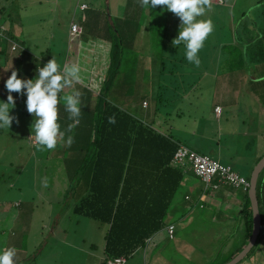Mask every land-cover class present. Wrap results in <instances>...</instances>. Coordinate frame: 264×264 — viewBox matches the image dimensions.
Here are the masks:
<instances>
[{
	"label": "trees",
	"instance_id": "16d2710c",
	"mask_svg": "<svg viewBox=\"0 0 264 264\" xmlns=\"http://www.w3.org/2000/svg\"><path fill=\"white\" fill-rule=\"evenodd\" d=\"M139 1L141 3V0ZM259 4H263L257 11L259 19L254 20L248 17L247 15L251 11L247 9L239 10L242 19L238 23H234L236 27L233 29V38L227 42L218 41L216 45L212 46L209 53L210 57L219 50V57L223 56L222 62L224 64L228 62V66L235 65L237 67H233L232 70L233 73H237L235 76L236 86H239L237 83L238 73L249 68L248 63L255 61L264 68V0H261ZM81 8L79 7V10ZM146 8L147 6L137 5L127 15L128 18L116 20L110 12L109 5L104 11L99 9L98 3H95L93 6L91 5L89 10H81L84 15L80 23L75 20L71 21L68 54L66 56V51L64 52L60 47L56 50V57L58 58H53L58 60L59 68L65 73L67 67L62 64L67 59L71 60L72 66L74 62L78 66L77 58L90 53L92 49H104L103 43L106 42L109 43L110 48L107 71L97 77L101 81L99 82L101 83L100 88L95 89L92 86L93 77H88L84 81L81 80L73 88L72 85H65L64 89L58 93L60 102L57 108L60 131L57 133V147L55 149L48 150L38 144L36 146L30 144L31 152L32 147L34 149L42 148L40 153L45 156V173L52 183H54L57 172L62 174L61 178L68 187L62 197L64 198L63 205L73 200L71 212L79 220H93L107 227L105 235L107 260L103 264L121 257H125L129 263L130 258L137 251L141 249L147 251L153 239L159 234L164 231L169 233L168 229L172 226L176 233L174 223L178 221L172 220L170 215L174 213L177 205L185 201V198L184 200L177 199L180 190L182 188L187 189L186 181L191 182L188 189L192 185L193 188H196L193 198H196L197 203L193 207L199 206L198 210L204 208L202 204L205 203L211 191L215 190L196 174L194 163L189 158L183 162L177 160L182 149L209 157L200 153L201 140L198 141L196 135L186 134L185 130L178 128L179 121L186 117L185 109L181 107V104L187 101L184 96L191 94L199 84L196 82L194 85H188L189 91L187 93V89L181 86L171 89L172 83L168 84L167 81L179 75L177 73L180 70L178 69L179 66L183 67L182 65L185 66L187 62V58L181 54L185 45L183 43L179 46L174 45L171 41L172 36L169 35L170 29L166 25L169 22L165 19L160 24L154 16L152 22L149 20L151 28L148 26L146 28L147 24L144 25L146 23L144 19ZM231 9L236 12L237 7L233 6ZM138 24L140 25L139 28L137 27ZM74 26H78L80 29L82 27L81 32L75 33L73 31ZM127 30L130 32L128 38L125 37ZM143 31H150V36L156 38L160 35V42L154 48L156 53H139V57L146 60V67L150 63L151 69L155 71L158 69V74L154 73L153 76L146 77L144 75L145 69H142L137 74L140 76L137 77L139 81L136 86V81L130 83L131 81L126 76L133 78L136 76L133 63L139 58L134 51L133 57L129 55L130 52L126 45H131L133 40L130 39H134L136 36L140 37L144 33ZM162 33H164L163 41ZM19 38L16 29L7 28L6 24L2 22L0 41L17 43L15 50L24 53L23 60L20 59V63H18L21 69L17 73V78L25 80L24 77V79L20 77V73H23L22 70L24 69L28 80H33L38 77L39 69L45 67L50 59H46V61L41 59L45 53L39 50L31 55L27 50L26 42L21 44L18 42ZM129 40L132 43H128ZM49 45L48 43V48ZM49 49L52 51V47ZM0 51L1 54L5 53V49ZM28 55L30 57L27 58ZM61 55L65 56L64 60L59 58ZM8 59L7 56V62ZM153 59H158V62L155 63ZM10 76H7L6 81ZM158 78H161V82L157 81L156 83L155 79ZM261 78L264 79V77ZM153 84L159 91L156 101L146 97L142 98L139 107L144 112L143 116L130 112L128 107L132 103L133 97L140 95L146 89L153 92ZM0 86H3L1 75ZM71 93L74 95L79 93L77 99L81 104V115L78 117L73 116L68 111L63 101V97ZM11 94L14 102L25 103L27 116L24 120L28 123L31 121V125H33L36 117L35 114L27 111V90L22 89L20 92L11 93L8 91L7 95ZM257 94L264 101V80L259 85ZM0 101L5 102L4 99ZM146 101L150 102L149 108L143 106ZM218 108L216 104L214 113L220 118L222 113L220 116L217 114ZM110 117L115 118V123L109 122ZM26 126L22 124V128ZM31 135L29 137L30 143L32 139H35V136ZM69 140L73 141L71 145L68 143ZM263 158L264 155L257 161L256 166ZM214 160L225 165L220 160ZM225 166L231 167L236 172L231 165ZM245 179L251 184V179ZM213 183L216 185L219 180L216 179ZM21 187L22 185L17 186L16 188H19L17 191H20ZM231 187L239 190L236 194L241 196V200H245V227L240 238V246L223 264H229L230 261L235 260L248 247L254 233V212L250 199L251 188L245 190ZM257 196L262 228L255 247L245 259L249 258L260 244L264 243V218L261 212L264 204V171L258 183ZM0 200L4 199L0 198ZM186 200L194 199L188 197ZM26 204L20 202L19 205H16L15 214L22 213L23 210L27 211ZM10 212L12 209H9V206L0 207V248L2 250L7 248V243L4 242L6 236L9 239L11 236L20 239L24 231H27L26 226L31 225L30 219H27L26 223L24 222L26 225L18 221V218L22 216L10 218ZM65 212L66 209L63 210V213ZM190 212L195 213L193 209ZM200 216L195 218L197 225L204 222L206 214L203 217ZM12 225L15 228H12ZM37 261L38 256L33 257V260L30 259L28 264H37Z\"/></svg>",
	"mask_w": 264,
	"mask_h": 264
},
{
	"label": "rangeland",
	"instance_id": "374dc122",
	"mask_svg": "<svg viewBox=\"0 0 264 264\" xmlns=\"http://www.w3.org/2000/svg\"><path fill=\"white\" fill-rule=\"evenodd\" d=\"M81 1L0 0V26L2 22L9 21V17L12 14L14 19L17 20L15 23L18 25L16 26V31L21 33L18 42L21 44L26 42L27 50L31 55L39 50L45 53L41 59L45 61L46 59L51 60L58 58L56 57V50L61 47L64 52L66 51L65 55L67 56L68 47L70 46L71 21L76 19L80 23L84 15L79 10ZM83 1L92 6L98 3L99 9L104 11H106V6L110 5L112 16H117L116 20L118 18L125 20L127 15H129V13H126L127 10L135 7L130 6L135 5L137 2L136 0ZM260 1L210 0L211 7L206 9L205 14L202 17H198V19H210L213 24V31L209 34L203 48L197 52L195 58L191 61L187 60L185 66L184 64L182 65L183 67L179 66L178 69L181 70L177 71L179 75L167 81L169 82L168 84L172 83L171 89L181 86L187 89L186 93L189 91L188 85H194L196 82L199 84L191 94L184 96L187 101L182 103L181 107L185 109L186 117L184 120L179 121L178 128L185 130L186 134L196 135L198 141L199 139L201 140V154L220 160L225 165H231L239 175L248 179L252 178L257 167V161L264 155V139L261 138L264 135V101L261 98L254 100L250 98V94L243 92L246 89L247 80H249L247 77H241L238 82L239 87L245 89L242 90V93L239 92L238 96H235L236 103L230 105L227 102L232 98V94H226V101L220 100L215 92L217 86H233L236 82V75L230 73L229 66L224 69V62L219 57V50L217 52L213 51L214 53L210 57L209 53L212 46L216 45L218 41L227 42L233 38V29L236 27L234 23L236 24L242 19L239 10L247 9L251 11L247 15L248 17L254 20H257L256 18L259 19L257 11L263 6V4H259ZM39 2H42V4ZM233 6H236L238 11L236 10L235 12L233 10L235 7L231 9ZM154 16L160 24L164 22V19L169 22L166 25L170 29L171 41H174L184 27L182 17L168 11L166 6H156L154 9H150L147 6L144 14L146 21L144 25L147 24L146 28L147 26L151 28L149 20L152 22ZM137 37L130 39L133 40V43L130 40L128 41V43H132L131 45H126L127 50L130 52L129 55L133 57L134 51L139 58L133 63L136 76L134 78L126 76L131 81L130 83H135L134 81H136V86L139 81L137 77L140 76L137 74L142 69H145L144 75L146 77H149V75L153 76L152 74L154 73L158 74V69L156 71L151 69L150 63L146 67V60L139 57V53H156L154 51L155 45L160 42V35L157 38L150 36V31H146L140 37ZM163 39L164 33H162V41ZM48 43L50 44L49 48L52 47V51L48 48ZM103 45L106 48V44ZM9 46V42L3 43L0 41V50L5 49L4 54H1L0 51V75L3 86H6L7 76L11 75L10 71H8L9 68H6V71L2 70L3 65L7 66L6 58L9 55ZM13 54H18V52ZM181 54L186 58V47L183 48ZM59 58L64 60L65 56L61 55ZM197 59L200 60L199 66L196 65ZM153 60L155 63L158 62V59ZM260 70H264V68L258 69V73H264V71ZM82 71L83 74L86 73L83 69ZM90 77L94 79L92 86L95 89L100 88L101 83L99 82L101 81L98 80V76L90 75ZM27 80L28 76L25 78V81ZM157 81L161 82V78L155 79L156 83ZM153 88V92H149L146 89L140 95L138 94L139 96L135 95L132 99L133 105L131 103L128 110L133 114L143 116L144 112L139 107L142 98L146 97L156 101L158 97L159 91L155 84H153ZM71 94L74 95L73 93ZM2 95L5 103H7L8 97H6L4 91ZM134 100L136 101L135 105ZM145 103H147V106ZM216 103H220L223 107H225L223 104L226 103L230 105V108L223 109L222 119L216 118L214 113ZM143 106L149 108L150 102H144ZM9 115L13 117L11 128L0 129V198L4 199L0 200V207L9 206V209H12L13 212H10V218L22 216L18 218V221L26 223L27 219H30L31 225L26 226L27 231H24L20 239L13 238L10 235L12 239L10 241L11 239L6 236L4 242L8 244H6L7 248L5 250L0 248V252L9 248L14 249L16 252V256L13 258L14 264H19V262L28 264L30 259L33 260V257L36 258L37 256V264H94L95 261L103 264L104 262L98 258L97 249H94L93 246H98L102 243L103 240L100 235L101 232L104 233L107 227L93 220H79L71 212L73 200L63 205L64 198L62 197L68 187L63 182V178H61L62 174L57 172L54 183H52L45 173L44 164L46 160L44 154L40 153L42 148L34 149L32 147L31 152L30 144L36 146L37 142L35 139H32L31 143L29 141L30 135H35L31 130V121L28 123V121L24 120L27 116L25 103H21V101L14 102V107L9 111ZM22 124L27 126L22 128ZM219 144L221 149L213 146ZM21 185L20 191H17L19 188L16 187ZM186 190L184 188L180 190L177 200H184L187 194ZM236 192H239V190L234 191V197L226 195L225 197L231 198V200H241V196L237 195ZM20 202L27 203V211L23 210L22 213L15 214L14 208ZM64 209H66L65 213L67 214L63 213ZM262 214L264 218V204L262 205ZM172 220L176 219L172 218ZM193 221L194 223L196 222L195 218ZM238 222L242 224L241 221ZM25 223L24 225H26ZM177 223L180 226V220ZM223 225L224 227L220 229L219 227ZM180 227L184 228V230L181 228L180 232L186 233V235L179 234L181 235V240H178L180 241L179 245H181V241L187 239L188 242H192L193 246V248L189 249V247L186 248V246L181 245L176 249L178 252L176 256L181 258L180 264H223L227 262L241 243L242 230L236 231L232 229L231 221L216 219L213 217V213L210 215V219L202 224L191 223L189 229H186L185 225ZM12 228L15 227L12 225ZM25 233L26 236H24ZM171 245L169 244L168 246L172 247ZM145 252H141L136 257L132 256L128 264L136 262L145 264ZM166 263L170 264L171 262ZM240 264H264V243L260 244L249 258Z\"/></svg>",
	"mask_w": 264,
	"mask_h": 264
},
{
	"label": "crops",
	"instance_id": "0c3cea01",
	"mask_svg": "<svg viewBox=\"0 0 264 264\" xmlns=\"http://www.w3.org/2000/svg\"><path fill=\"white\" fill-rule=\"evenodd\" d=\"M136 1H137L136 4L132 5V6H137V5L142 6V4L140 3L139 0H136ZM39 3L42 4V2H39ZM80 3H81L80 7H82L81 10L83 9V7H85V6L87 7L86 9H84L82 11H87L91 7V5H89V3L85 2V1H81ZM133 9H134V7L130 8V10H127L126 13H131L133 11ZM110 12H111V9H110ZM9 18H8L9 21H4L7 28L16 29V26H18L15 24L17 22V20L14 19L12 14H11V17H9ZM73 21H74V19H72V22ZM75 21H76V19H75ZM137 27L139 28L140 25L138 24ZM81 29H82V27H81ZM16 34L18 37H20V35H21V33L17 32V31H16ZM129 34H130V32L127 30L125 33V37L128 38ZM234 38L236 40V37H234ZM9 43H10V46H9L8 57H10V58L8 59L7 66L5 67L3 65L2 70L6 71V68H9L8 71H11V72L16 71L18 73V71H20V69H21V67L19 66L18 63H20V59L23 60L24 53L18 52V54H13V53L17 52L16 50H14V47H16L18 44L14 43V42H9ZM103 44H106V48L103 45L104 49H102V50L101 49H95V50L92 49V51L90 53H88V54L86 53V55L81 56V58L80 57L77 58L78 66L80 64V68H81V76H82L81 80H83L84 78L90 77V75L97 77L98 74H101V72L105 73L107 71L106 69L108 67L110 48L108 46L109 43L105 42ZM102 54H104V55H102ZM97 55H98V57L96 58ZM27 58H28V56H27ZM221 60H223V56H221ZM73 64H77V63L74 62ZM62 65L66 66L67 68H71L72 67L71 60L70 59L65 60V62ZM228 65H229L228 63L224 64V69ZM248 65H249L248 66L249 68L245 69L246 71L244 70L242 72H239L238 73L239 77L237 78V83L239 82L241 77H243V78L247 77L249 79V80H247L248 82L245 85V88L247 90L243 87L240 88L239 86H236V84H234L233 86L232 85H229V86L219 85V86H217L215 92H216V94H218V97L220 100L226 101V94H232L231 95L232 100L230 99L229 101H227L230 105H232L233 103H236L235 99H234L235 96H238L239 92L242 93L243 89H245L243 92H247L248 94H250L249 95V96H251L250 98H252L254 100H258V98H259V96L257 94L258 93V87H259V85H261V83L264 80L263 78H261V77H264V73H260V72L258 73V69L263 68V67L259 66L258 63H256L255 61L251 62L250 64L248 63ZM233 67L237 68L235 65H232V67L229 66L231 74H235L232 72V70L234 69ZM86 68H88V69H86ZM82 69L86 73L83 74ZM22 71H23V73H20V77L26 78L27 74H25V70L23 69ZM260 71H264V70H260ZM58 72L61 75H67L66 73H63V70H61L60 68L58 69ZM67 78L71 81V83L69 85H72V88L74 86H76L77 83H80V81H81V80L80 81L75 80L72 76H67ZM3 91L5 92V95L7 97L8 96L7 95L8 90H7L5 85L0 86V96H3L2 95ZM219 94H221V95H219ZM1 99L3 100L2 97L0 98V100ZM216 104L222 110L225 108H230V105H228L227 103L223 104L225 107H223L220 103H216ZM223 114H224V111H222V115L219 119H222ZM216 118H218L217 115H216ZM261 138L264 139V135H262ZM215 148L221 149V145L219 144ZM215 148H212V149H215ZM242 178H245V177H242ZM260 178H261V176H260ZM189 183H191V182L186 181V188L187 189H188ZM195 190H196V188H193V185H192V187H190L187 190V194L185 196V201L175 207V211H174V213L171 214L170 218H175L176 221L180 220V226L185 225L186 229H189L191 223L195 224L193 219L196 218V216L201 215L200 217H203V215L206 214V216L203 220V221H206V220L210 219V215L213 213V217H215L216 219H224L227 221H231L232 222V229H234L236 231L242 230V235H243L244 227H245L244 226V222H245L244 221L245 220L244 219V217H245L244 208L246 207V206H244V205H246L245 200H231V198L225 197V195L228 197H234V195H235V194H233L235 191L234 188H232L230 185L223 184L217 190L211 191V194L208 196L207 200H205V203L202 204L204 208H200V210H198L199 206L196 208L193 207L194 204L197 203L196 198H193L195 196V192H196ZM188 197H191L194 200H186V198H188ZM201 197H202V195H201ZM192 209L194 210L195 213L190 212ZM197 210H198V212H196ZM238 221H241L242 224H240ZM174 224L176 226V233H175L174 239H172L170 237L169 233L164 231L163 233L159 234L158 236H156L153 239L152 244L149 247V249L147 250V252H145L146 250L141 249L135 253L134 257L138 256L141 252H143V253L145 252V254H144L145 264H148V262H149V264H167L166 262H168V263L171 262L170 264H180L181 258L176 256V254L178 253L176 249L181 245L186 246V248L189 247V249L193 248V246H192V242H188L187 239H185L184 241H181V245H179L180 241H178V240H181V235L185 236L186 233L180 232V229L182 228L184 230V228L180 227L178 223H174ZM227 226L229 227V225H227ZM223 227H224V225L220 226L219 228L221 229ZM106 232H107V228L104 230V233L102 232V234L100 235L102 240H103L102 243L98 246L97 245L93 246L94 249L97 248L98 258L101 259L103 262H105L107 260L106 251H105V249H106V242H105ZM179 234H181V235H179ZM169 244H172L171 245L172 247H169L168 246ZM95 246H96V248H95ZM167 248H169V249H167ZM164 254H166V256H164ZM97 255H95V256L97 257ZM96 262L97 261H95L94 264H99V262L98 263H96ZM176 262H179V263H176ZM134 264H139V263L136 262Z\"/></svg>",
	"mask_w": 264,
	"mask_h": 264
},
{
	"label": "clouds",
	"instance_id": "9594fccd",
	"mask_svg": "<svg viewBox=\"0 0 264 264\" xmlns=\"http://www.w3.org/2000/svg\"><path fill=\"white\" fill-rule=\"evenodd\" d=\"M142 5L154 9L156 6H166L168 11L180 15L184 22V27L179 32L177 39L173 41L175 46L182 43L186 47V58L191 61L200 51L204 42L213 31L212 21L200 20L206 9L211 7L210 0H141ZM200 60H196L199 66ZM59 64L55 59L50 60L47 65L39 69V75L33 80H22L17 78L18 74L13 71L10 78L6 81V88L11 92H20L22 89L27 90V111L35 114L36 120L32 125V133L35 135L37 144L48 150L57 147V133L60 131L58 123V108L60 102L58 93L65 85L71 81L67 76H72L75 80L80 81L81 68L74 64L71 68H66L67 75H61L58 72ZM79 93L75 95L68 94L63 97L64 104L73 116L81 115V104L77 99ZM8 102L0 101V129L11 128L13 117L9 111L14 107V100L11 95L8 96ZM110 123H115V118H109ZM69 145L73 143L69 140ZM16 252L9 248L0 252V264H14Z\"/></svg>",
	"mask_w": 264,
	"mask_h": 264
},
{
	"label": "built area",
	"instance_id": "2783aa9c",
	"mask_svg": "<svg viewBox=\"0 0 264 264\" xmlns=\"http://www.w3.org/2000/svg\"><path fill=\"white\" fill-rule=\"evenodd\" d=\"M87 7H83L86 9ZM73 31L75 33H80L81 29L78 26H74ZM16 47H14V50ZM147 106V103H145ZM217 114L220 116L222 109L218 108ZM189 158L191 162L194 163V169L196 174L203 179V181L209 186L211 185L215 190H217L220 185L227 184L238 189L251 188V184L245 179L242 178L239 174L233 171L231 167L222 165L220 162L211 159L206 156H201L196 153H190L187 150L182 149L178 156L177 160L184 161ZM218 179L219 183L214 184L215 180ZM220 184V185H219ZM170 237L173 239L175 235V228L172 226L169 229ZM128 260L125 257L117 258L115 260H110L107 264H127Z\"/></svg>",
	"mask_w": 264,
	"mask_h": 264
},
{
	"label": "water",
	"instance_id": "95a60500",
	"mask_svg": "<svg viewBox=\"0 0 264 264\" xmlns=\"http://www.w3.org/2000/svg\"><path fill=\"white\" fill-rule=\"evenodd\" d=\"M264 171V158L262 161L257 165L252 178H251V189H250V199L252 202L253 212H254V233L251 242L249 243L248 247L231 263L229 264H239L243 261L248 254L252 251L255 247L257 240L259 238L261 228H262V218L259 208V201L257 196V188L261 174Z\"/></svg>",
	"mask_w": 264,
	"mask_h": 264
}]
</instances>
